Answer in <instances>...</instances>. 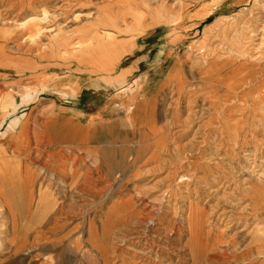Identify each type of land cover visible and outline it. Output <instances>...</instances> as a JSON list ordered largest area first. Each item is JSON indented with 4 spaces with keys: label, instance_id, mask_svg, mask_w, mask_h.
<instances>
[{
    "label": "rangeland",
    "instance_id": "1",
    "mask_svg": "<svg viewBox=\"0 0 264 264\" xmlns=\"http://www.w3.org/2000/svg\"><path fill=\"white\" fill-rule=\"evenodd\" d=\"M263 5L0 0L1 157L34 168L45 148L59 193L0 209V264H264ZM92 129L96 188L61 156Z\"/></svg>",
    "mask_w": 264,
    "mask_h": 264
},
{
    "label": "crops",
    "instance_id": "2",
    "mask_svg": "<svg viewBox=\"0 0 264 264\" xmlns=\"http://www.w3.org/2000/svg\"><path fill=\"white\" fill-rule=\"evenodd\" d=\"M90 92L94 93L95 91H90ZM80 98H81L82 103H79V105H80V107H82V110H83V112L81 111L80 113L84 114V111H86L87 107H88V101L90 100L89 99L90 95H89V93H85V94L79 96V100H80ZM91 111L92 112L88 111L90 113H88L87 123L92 125V124H95L94 119L96 118V116H98L97 115L98 111L95 112V109H92ZM45 119L46 120L44 121V124L42 126H40V129H41V131H43L44 135H46V133H45L46 131L48 132L50 129H53V127H54L53 124H51L52 120L48 121L47 118H45ZM92 120H93V122H92ZM91 128H93V127H91ZM94 131H98V129H95V130L92 129L91 134L88 133V134H84L83 136H80V135L75 136L74 135L75 136V137L73 136V139L75 140L74 144L71 146H68L66 149H64V153H61V156H62V154L68 155L69 154L68 152H70L71 153L70 154L71 159L70 158L64 159L63 157H61V159L62 160L64 159L68 165L71 162L72 158L75 156L76 161L73 163V167L74 168H82V172L85 175V177L84 178L81 177L77 181V183L80 182L81 184L82 183L85 184L86 181H89L90 178H92L91 181L94 185L93 188H96V186L99 185L98 179H95L92 176H88L89 175L88 173H90V170L93 167H97V165L99 166V164H100L99 163L100 147L97 146L96 144L90 142L91 137H94ZM13 136L15 137V134ZM48 136H49V134H48ZM76 137H77V140L75 139ZM8 140L9 139L7 138V142H8ZM11 141L13 142L14 138L11 137ZM9 143H10V140H9ZM49 143L51 144L52 142L49 141ZM2 145H3V143H2ZM0 146H1V144H0ZM96 147L98 148V152L94 153L91 156L89 155V158H88L89 153H88V151H85V150L91 149V148L93 149ZM1 150H3V149L0 148V209L3 210L5 207V204L7 206H9V208L12 206V208L20 207L22 209L24 207V202H26V199H27L26 197H24V195H30V192L32 191L33 187L36 184H38V185L40 184V186H41V188L39 187V189L41 190V193L40 192L38 193V195H37L38 197L40 196V194L45 192V188H47V190L49 192L52 191L54 194L55 190L52 188L53 186L47 185L46 184L47 181H44L39 174L41 167L43 166L42 162H45V158L48 156V154L46 152L47 150L45 148L44 149L43 148L38 149V150H42V152H44V153L42 154L41 161H39L37 158L34 159V161H32L35 164L34 168L30 167V164L28 165L27 163L22 168L23 165L20 164L19 166H17L13 163L12 160H10L8 162L5 158L1 157V156H3V152ZM93 152H95V151H93ZM20 153L22 154L23 152H20ZM20 156H23V155H19V157ZM36 156H37V154H36ZM94 156H97V158H98V162L96 165H94L92 163V161H88L89 159L91 160V158H93ZM94 163H95V161H94ZM89 166L91 167V169L87 170V167H89ZM26 167H29L28 170L26 169ZM12 168H15L14 172H15L16 180H14L15 177H13V175L11 173H9V169H12ZM34 171H37L36 172L37 176H35V175L33 176ZM95 181H98V182L95 183ZM84 184H82V185H84ZM74 188H76V187L74 186ZM8 189L12 190V192H14V194L11 191L8 194L7 193ZM68 192H70V191H67V193ZM29 199H28V201H29ZM14 200H16V201H14ZM36 201L34 203V208H35ZM21 209H18V210H21ZM50 212L47 213L46 215L50 214ZM24 214H25V212H22V211L20 212V216L21 215L24 216ZM46 215H45V217H46ZM45 217H44V219H45ZM21 219L25 223L28 221L29 218L24 219L23 217H21ZM30 219H32V218H30Z\"/></svg>",
    "mask_w": 264,
    "mask_h": 264
},
{
    "label": "bare ground",
    "instance_id": "3",
    "mask_svg": "<svg viewBox=\"0 0 264 264\" xmlns=\"http://www.w3.org/2000/svg\"><path fill=\"white\" fill-rule=\"evenodd\" d=\"M213 13V10H209V9H203L199 12V14L196 16L197 17V20H198V24L196 26H198L203 20H205L210 14ZM260 14H262V19L264 22V5L262 6V9L260 10ZM221 16V15H220ZM228 20V19H227ZM226 19L225 17H219V18H216L212 23L208 24V25H205L203 27V32L204 34H211V35H214V36H218L220 32L222 31H225L226 29L224 28V24H225ZM203 34V35H204ZM253 35V33H251ZM255 36L257 34H254ZM256 44V43H255ZM216 45V44H215ZM214 44H211V47H214L215 46ZM218 45V44H217ZM256 45H258L257 47L255 46L252 50H254V52L258 51L257 49H259L260 45L259 43H257ZM218 49V48H217ZM209 52V51H208ZM212 53V52H211ZM216 58V57H215ZM246 59V58H245ZM213 62V61H212ZM196 110V109H194ZM69 157V156H68ZM62 165V164H61ZM64 166V165H63ZM65 167V166H64ZM42 170V169H41ZM41 172V171H40ZM43 173V172H42ZM40 174V173H39ZM41 175V174H40ZM43 175V174H42ZM47 176V175H46ZM45 176V177H46ZM43 177V176H42ZM44 179V178H43ZM185 179V178H184ZM183 179V180H184ZM50 180V179H49ZM53 182V181H52ZM58 185L60 184L63 185V183L60 181H55ZM54 182V183H55ZM54 189H56V193H58V187L55 186ZM60 189V188H59ZM62 191V190H60ZM64 192V191H63ZM62 193V192H61ZM59 194V193H58ZM57 195V194H56ZM156 209V208H155Z\"/></svg>",
    "mask_w": 264,
    "mask_h": 264
}]
</instances>
